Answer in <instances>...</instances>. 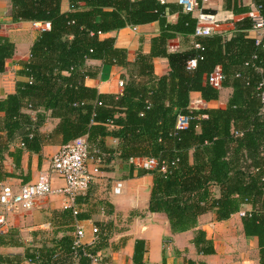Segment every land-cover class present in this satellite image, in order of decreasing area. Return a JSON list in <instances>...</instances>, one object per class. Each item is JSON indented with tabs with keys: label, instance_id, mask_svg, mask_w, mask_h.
<instances>
[{
	"label": "trees",
	"instance_id": "obj_1",
	"mask_svg": "<svg viewBox=\"0 0 264 264\" xmlns=\"http://www.w3.org/2000/svg\"><path fill=\"white\" fill-rule=\"evenodd\" d=\"M255 2L264 17V0ZM64 3L68 12L63 11ZM11 4L13 23L49 25L33 43L30 61L21 73L26 81L17 82L16 92L0 101L3 130L9 141L21 139L23 144L13 154L16 168L24 151L40 155L58 138L65 146L86 137L109 163L112 152L103 139L112 137L123 161L157 162L155 169L142 168L140 175H153L149 212L164 215L173 235L195 230L207 212L215 211L216 220L223 222L250 206L241 218L243 233L258 240L260 264H264V110L259 89L264 82V48L248 36L252 19L234 22L230 39L226 34L197 37L188 50L170 53L169 41L193 37L197 22L181 8L177 23H170L168 14L175 9L160 0H11ZM230 13L244 15L249 10L234 7ZM156 22L160 35L152 40L150 54L138 53L134 63L127 61V51L116 48L113 39L100 40L101 34ZM15 50L9 38L0 36V74ZM158 58L168 60L170 73L165 77L154 74ZM91 60L126 70L121 95H104L85 86L87 79L99 75L100 68L89 66ZM192 60L196 68L189 70ZM218 68L220 88L232 89L226 109H190L191 92L200 93L205 102L219 100L220 89L210 83ZM48 111L60 122L52 132L42 133ZM180 116L189 118L182 130L177 129ZM98 228L101 232L94 244L77 251L76 263L72 236L28 258L41 264H92L85 253L97 255L113 237L110 224ZM192 244L204 257L216 253L203 230L194 231ZM21 245L15 231L0 233V247ZM58 253L64 257L54 260ZM145 254V241L137 240L133 264H147Z\"/></svg>",
	"mask_w": 264,
	"mask_h": 264
},
{
	"label": "crops",
	"instance_id": "obj_2",
	"mask_svg": "<svg viewBox=\"0 0 264 264\" xmlns=\"http://www.w3.org/2000/svg\"><path fill=\"white\" fill-rule=\"evenodd\" d=\"M160 1L174 7L175 11L168 14V21L176 24L178 10L181 9L178 0ZM199 6H202L201 2ZM204 7L209 12L223 15H232L230 11L234 7L249 10L247 14H236L228 22L214 27V34H226L228 39L232 37L234 22L250 17L251 12L257 8L255 0H213ZM11 8V0H0V36L9 38L16 49L14 57L7 61L5 72L0 74V101L16 92L17 82L26 81L21 73L24 65L30 61L36 36L40 31L49 28L48 24L43 23H13L10 17ZM68 10L69 5L64 3L63 11ZM159 35L160 26L156 22L101 34L100 40L113 39L116 48L127 51V61L134 63L138 53L150 54L152 40ZM248 36L254 39L255 33L250 32ZM195 38L197 37L194 35L188 40L178 37L169 41V52L188 50L195 45ZM88 64L100 70L96 79L85 81L86 87L97 89L104 95L118 96L123 93L126 70L102 66L101 62L96 60H91ZM169 73L167 59H154L156 77H165ZM216 73H220L219 68ZM139 81L146 82V79L140 78ZM216 88L220 89L219 100L211 102L203 101L200 93L191 92L190 109H226L232 89H221L220 85ZM52 114V111L46 113L47 121L41 129L42 133L52 132L59 124V119L54 118ZM3 126L4 114L0 113V151L3 154V160L0 161V185L11 186L19 191L23 186L35 183L41 174L47 172L52 157L59 152L62 144L60 138L50 141L43 147L40 155L24 151L21 166L16 168L13 154L22 146V141H9ZM103 145L107 151L112 152L111 161L101 166L86 194L78 196L73 206L69 205L67 208L63 196L53 195L36 201L35 207L30 211L16 210L8 215L7 227L0 233L15 231L22 245L1 246L0 256L4 262L2 264H29L30 254L38 249H49L66 236L75 237L78 227L84 230L82 243L91 246L99 234L98 225L100 227L101 224H110L113 231L109 247L98 253L102 264H133L132 257L137 240H144L146 243L147 264H163L164 259L166 264H187L189 260L198 264H260L258 240L246 237L242 228L241 212L250 211V206H245L240 213L223 222L216 220L215 211L207 212L200 216L195 230L173 235L164 215L149 212L154 178L151 174L140 175L143 170L142 159L131 161L134 160L131 158L128 162L120 159V147L112 137L103 139ZM89 167L92 171L97 166L90 162ZM119 183L122 185L121 192L116 194L115 189ZM54 186L61 188L64 183L55 179ZM212 190L215 197H219L218 189ZM109 212L112 213L109 215ZM118 223H121L122 229L117 228ZM196 230L206 232L215 247V255L204 257L197 254L192 244Z\"/></svg>",
	"mask_w": 264,
	"mask_h": 264
},
{
	"label": "built area",
	"instance_id": "obj_3",
	"mask_svg": "<svg viewBox=\"0 0 264 264\" xmlns=\"http://www.w3.org/2000/svg\"><path fill=\"white\" fill-rule=\"evenodd\" d=\"M213 0H200L202 6H199L198 0H178L179 6L183 12L191 14L197 22L195 37H209L214 34V27L224 24L232 19L233 15H223L221 13L208 12L204 7ZM253 21L251 33H255V44L264 48V17L260 14L259 8L253 10L250 14ZM199 47V46H196ZM255 58V57H254ZM196 60H192L188 64V69L196 68ZM221 74L211 75L210 83L214 87L221 84ZM261 90V102L264 110V82L259 85ZM33 117V116H32ZM34 118V117H33ZM35 119V118H34ZM189 118L180 116L177 121V129H185L188 126ZM23 146V144H22ZM131 161H135L131 160ZM142 168L153 170L157 167L155 160H142ZM94 162L96 168L90 171L89 164ZM107 162L106 154L99 148L92 147L86 137H81L73 142L62 146L50 162V166L44 174H41L35 183L23 186L16 191L11 186L0 185V231L5 230L8 224V215L16 210L30 211L35 207L36 201L48 198L53 195H61L65 198L66 207L73 206L78 196H83L88 191L95 176L99 173L101 166ZM165 171L166 169L163 168ZM59 179L64 183L61 188H55L54 181ZM122 185L116 186L115 193L120 194ZM245 213L241 212V216ZM84 238V230L78 227L74 237L72 257L73 262H77V251L84 247L82 243ZM92 260V264H102L99 254L93 256L85 253ZM64 257L61 253L56 254L54 260ZM29 264H41L39 262L29 261Z\"/></svg>",
	"mask_w": 264,
	"mask_h": 264
},
{
	"label": "rangeland",
	"instance_id": "obj_4",
	"mask_svg": "<svg viewBox=\"0 0 264 264\" xmlns=\"http://www.w3.org/2000/svg\"><path fill=\"white\" fill-rule=\"evenodd\" d=\"M233 22H234V21H233ZM233 27H234V24H233ZM117 228H121V229L123 228V227L121 226V223H118ZM100 231H101V230L99 229V233H100ZM104 263H105V262H104ZM106 264H108V263L106 262Z\"/></svg>",
	"mask_w": 264,
	"mask_h": 264
}]
</instances>
